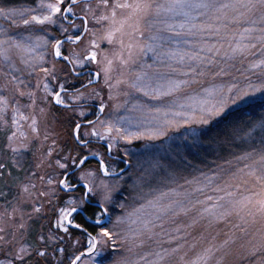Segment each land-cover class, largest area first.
<instances>
[{
    "label": "snow or ice",
    "instance_id": "1",
    "mask_svg": "<svg viewBox=\"0 0 264 264\" xmlns=\"http://www.w3.org/2000/svg\"><path fill=\"white\" fill-rule=\"evenodd\" d=\"M0 22V264H264V0H0Z\"/></svg>",
    "mask_w": 264,
    "mask_h": 264
},
{
    "label": "rangeland",
    "instance_id": "2",
    "mask_svg": "<svg viewBox=\"0 0 264 264\" xmlns=\"http://www.w3.org/2000/svg\"><path fill=\"white\" fill-rule=\"evenodd\" d=\"M35 3H36V0H28V1L22 0V1H19V2H15L14 4H16V5H24V6H28V5L35 6ZM79 14H82V13H79ZM0 23H2V22H0ZM77 23H80V22L77 21ZM12 31L14 33L15 32H22V31H24V29L23 28L12 29ZM49 52H50V50H49ZM48 59H51V55L48 56ZM34 83H35V79H33V84ZM103 95H104L105 100H107V89L103 90ZM123 99L124 98L121 97V102L123 101ZM95 110H96L95 108L86 109V111L88 112L87 119H92L94 117L93 113L95 112ZM110 113H111V102H109V107L106 109L104 115L105 116H109ZM118 115L127 116L128 118H130L132 120V122L134 124L138 114L136 112L123 111L122 110L120 113H118ZM9 120H10V113H9ZM84 122H86V120ZM56 130L61 133L60 143L64 144V142H65V136H64L65 129L62 128V127H57ZM89 130H90V127H89ZM181 131H183V129ZM172 135H179V133H173ZM4 136H5V132L0 130V160H4L5 162H8V161H10V154H5L2 151L3 144L5 142L4 141ZM145 143H146V141H135L134 145L132 147L136 151H142L143 150L142 146ZM68 147H71V145L69 144ZM91 150L92 151H97L98 150L103 155L106 154L105 153V149H100V148L94 147V148H91ZM113 155H117V152H116L115 149L113 151ZM120 155H122V153ZM222 156L223 157H227L228 159H233V156L229 155L228 152H223L221 155H217L216 153H210L207 157L203 158V161L201 163H199V167L202 168L204 171H208L209 167L215 168L216 167V163H213V161H217L218 163H221V164L225 163V159L221 158ZM194 163H197V162H194ZM88 167L89 168L97 167V162L96 161L93 162V163L90 162L88 164ZM18 175L20 176L21 179H23V173H19ZM8 183L14 184L16 182L15 181H9ZM2 185H3V181H0V186H2ZM0 210H2V209H0ZM49 224H50V220L47 218V216L44 217V218L35 219L33 222H30V235H29L28 239L26 240V243H35V237L40 232L46 233L47 230H48ZM36 229H37V231H36Z\"/></svg>",
    "mask_w": 264,
    "mask_h": 264
},
{
    "label": "flooded vegetation",
    "instance_id": "3",
    "mask_svg": "<svg viewBox=\"0 0 264 264\" xmlns=\"http://www.w3.org/2000/svg\"><path fill=\"white\" fill-rule=\"evenodd\" d=\"M92 119H95V116L92 118ZM103 144H104V147H101V145L100 144H98V143H93L92 145H91V148H94V147H97V148H100V149H105V156H107V151H106V143L105 142H103ZM115 156V155H114ZM90 162H95L94 160H90L89 161V163ZM114 163L116 164V165H119V160L117 159L116 161H114Z\"/></svg>",
    "mask_w": 264,
    "mask_h": 264
},
{
    "label": "trees",
    "instance_id": "4",
    "mask_svg": "<svg viewBox=\"0 0 264 264\" xmlns=\"http://www.w3.org/2000/svg\"><path fill=\"white\" fill-rule=\"evenodd\" d=\"M19 1H22V0H12L11 1V3H15V2H19ZM26 1H28V0H26ZM2 134V133H1ZM157 143H159V142H157ZM141 146V145H140ZM36 231H37V229H36Z\"/></svg>",
    "mask_w": 264,
    "mask_h": 264
},
{
    "label": "water",
    "instance_id": "5",
    "mask_svg": "<svg viewBox=\"0 0 264 264\" xmlns=\"http://www.w3.org/2000/svg\"><path fill=\"white\" fill-rule=\"evenodd\" d=\"M86 123V122H85ZM90 160H94V159H90ZM95 161V160H94Z\"/></svg>",
    "mask_w": 264,
    "mask_h": 264
}]
</instances>
